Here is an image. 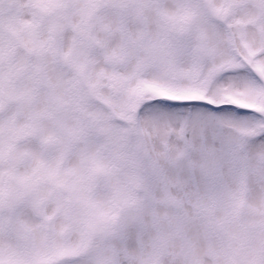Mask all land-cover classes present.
<instances>
[{
    "label": "snow or ice",
    "instance_id": "1",
    "mask_svg": "<svg viewBox=\"0 0 264 264\" xmlns=\"http://www.w3.org/2000/svg\"><path fill=\"white\" fill-rule=\"evenodd\" d=\"M0 264H264V0H0Z\"/></svg>",
    "mask_w": 264,
    "mask_h": 264
}]
</instances>
